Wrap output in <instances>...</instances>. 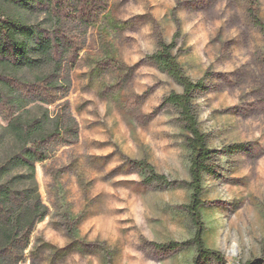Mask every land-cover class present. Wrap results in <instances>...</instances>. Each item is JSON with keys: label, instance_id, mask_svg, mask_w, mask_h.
Here are the masks:
<instances>
[{"label": "rangeland", "instance_id": "rangeland-1", "mask_svg": "<svg viewBox=\"0 0 264 264\" xmlns=\"http://www.w3.org/2000/svg\"><path fill=\"white\" fill-rule=\"evenodd\" d=\"M247 9V0H109L71 74L79 142L36 165L48 213L20 264H264V30ZM257 13L264 27V0ZM161 42L206 87L194 105L220 154L201 213L205 247L219 257H199L194 243L187 133L165 103L181 88L151 59ZM233 145L243 149L226 153ZM10 146L2 137L0 165ZM140 161L171 184H147Z\"/></svg>", "mask_w": 264, "mask_h": 264}, {"label": "trees", "instance_id": "trees-1", "mask_svg": "<svg viewBox=\"0 0 264 264\" xmlns=\"http://www.w3.org/2000/svg\"><path fill=\"white\" fill-rule=\"evenodd\" d=\"M248 13L264 30L258 16L259 0H247ZM109 0H0V119L2 135L10 137L12 154L0 165V264H20L32 234L48 213L36 183V165L51 159L60 145L79 142L80 126L71 110L72 71L87 46L89 30L98 25L108 11ZM33 14L44 15L49 24L36 22ZM174 44L159 43L151 57L180 88L165 100L172 105L187 133L190 152L191 201L187 206L195 227L194 243L199 257H219L204 244L202 220L204 178L211 176L220 154L208 146L200 129L194 95L206 89L202 81L193 82L173 54ZM23 67L35 73L22 77ZM50 108H54L52 112ZM33 112V113H31ZM31 114L23 118V114ZM243 149L229 147L228 154ZM147 173L145 182L170 181L147 162L135 163ZM12 171L15 178L8 180ZM16 179L30 181L18 188Z\"/></svg>", "mask_w": 264, "mask_h": 264}]
</instances>
